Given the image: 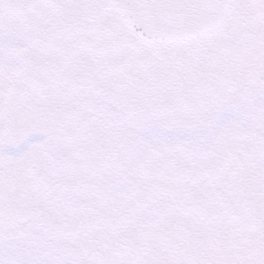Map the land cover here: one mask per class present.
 Instances as JSON below:
<instances>
[{"label":"rangeland","instance_id":"1","mask_svg":"<svg viewBox=\"0 0 264 264\" xmlns=\"http://www.w3.org/2000/svg\"><path fill=\"white\" fill-rule=\"evenodd\" d=\"M118 2L0 0V264H264V0L154 51L165 109L95 65Z\"/></svg>","mask_w":264,"mask_h":264},{"label":"water","instance_id":"2","mask_svg":"<svg viewBox=\"0 0 264 264\" xmlns=\"http://www.w3.org/2000/svg\"><path fill=\"white\" fill-rule=\"evenodd\" d=\"M233 0H120V11L141 39L179 43L219 29Z\"/></svg>","mask_w":264,"mask_h":264},{"label":"trees","instance_id":"3","mask_svg":"<svg viewBox=\"0 0 264 264\" xmlns=\"http://www.w3.org/2000/svg\"><path fill=\"white\" fill-rule=\"evenodd\" d=\"M113 14L114 15L110 18V23L108 24V28L110 27L109 36L106 37L102 34L99 41L102 43L103 39H105L107 42L105 43V46L96 49L94 52L97 58L95 65H99L102 60L111 63L109 69L113 70L121 60L127 63L133 62L132 66L135 68V77H139L140 80L143 77L139 86L146 92V95L149 96V98H145L144 101L158 105V102L161 101V105L165 109L166 102L164 101V97H166L165 99L169 102V97L166 96V90H168L169 86L167 83L168 81H171L172 83V79H174L172 76H175V74L180 71L175 73L173 60L170 61V64H162L163 68H149L147 64H144L145 61L150 59L151 56H154V51H158V48L169 49V51L172 48L176 49L174 52L178 53L176 54L177 56H183V53L188 51H198L194 49L203 47L205 41L216 33L201 36L191 42L172 46L151 45L137 38V36H135L126 26L117 12H113ZM114 31L116 32L115 34ZM104 53L105 55H103ZM136 62L141 66L138 64L136 66ZM168 71L171 72V76L168 75Z\"/></svg>","mask_w":264,"mask_h":264}]
</instances>
